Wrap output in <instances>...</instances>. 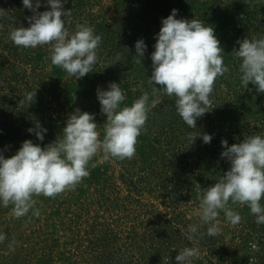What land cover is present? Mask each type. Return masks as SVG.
<instances>
[{"label":"rangeland","instance_id":"374dc122","mask_svg":"<svg viewBox=\"0 0 264 264\" xmlns=\"http://www.w3.org/2000/svg\"><path fill=\"white\" fill-rule=\"evenodd\" d=\"M50 7L41 0L37 11ZM63 7L71 10L70 33L76 31L77 24H88L102 37L95 66L79 80L51 63V44L24 48L10 39L12 28L29 27V17L35 13L24 7L22 0H0V9L6 11L0 17V153L5 158L13 156L25 140L41 147L55 142L77 109L95 114L102 140L107 117L101 112L97 89L107 90L110 82L120 84L125 94L121 107L131 106L144 92L149 94V104L157 97L159 102L149 107L131 158L104 160L103 151H98L89 161V175L75 186L55 197L33 196L39 216L30 209L17 218L11 203L0 207V233L6 237L0 242V264H145L156 249L166 262L161 264H177L178 252L193 246L199 249V256L192 258V264H250V260L264 264V224L256 223L247 204L230 202L241 221L233 225L221 211L217 217L220 231L214 236L207 235V225L196 214L203 195L200 190L219 182L229 169L219 173L215 167H202L204 176L193 183L200 173L192 168L194 177L188 174L177 182H165L164 187L157 183L160 175L184 172L172 162V154H184L190 132L203 142L202 134L212 135L215 127L217 132L220 127L228 134L229 146L250 135H264V93L255 85H242L241 61L234 54L238 40L264 36V0H67ZM173 9L178 10L177 18L188 20H202L213 9L219 10V15L229 10L234 13L229 22L217 20L224 27L221 34L216 33L221 47L231 43L230 39L234 41L233 49L224 51L236 66L217 78L224 84L214 102L216 107L209 109L223 126L204 124L203 115L196 128L180 120L171 135L165 131L178 116L177 111L170 113L176 97L159 91L153 96L154 86L148 77L155 37L162 19ZM140 39L147 50L137 62L135 43ZM29 92L35 93L31 100L27 99ZM37 125L47 129L43 141L35 135ZM29 128L34 131L30 133ZM162 133V139L156 138ZM171 138L173 142L168 144ZM216 144L224 149L220 142ZM166 159L171 160L169 167L163 166ZM186 183L190 197L181 198L187 190L178 196L171 194L185 190ZM190 225L198 228L194 241L188 239ZM159 229L165 230L162 240L154 238ZM252 243L257 244L256 249Z\"/></svg>","mask_w":264,"mask_h":264},{"label":"clouds","instance_id":"9594fccd","mask_svg":"<svg viewBox=\"0 0 264 264\" xmlns=\"http://www.w3.org/2000/svg\"><path fill=\"white\" fill-rule=\"evenodd\" d=\"M46 3L51 6L50 10L39 12L41 0H35V4L33 0H22L23 6L35 14L29 17V27L12 28L10 39L24 48L51 44V63L79 80L95 66L102 37L88 24H77L76 31L70 33L71 10L63 7L67 0H46ZM5 12L0 9V17ZM177 15L178 10L173 9L161 21L155 50L151 53L152 73L148 80L154 86L153 96L158 91L174 95L178 115L190 128H196L197 119L209 112L215 81L229 72V67L223 62L224 51L214 27L198 18L188 20L177 18ZM237 43L239 48L234 54L241 61L242 85L246 88L249 84L255 85L258 92L264 93V36L245 37ZM135 50L139 62L147 50L143 39L136 41ZM26 95L31 100L35 93ZM125 98L116 82H110L107 90L97 89L101 112L107 117L102 140L95 114L77 109L69 115L62 136L60 134L55 142L41 147L25 140L10 158L0 153V207L11 203L17 218L27 215L30 209L34 216H39L33 196L55 197L67 187L75 186L89 175V161L98 151H103L104 160L131 158L148 119V109L159 99L157 97L149 104V94L144 92L131 106L121 107ZM37 129L35 135L43 141L47 129L40 125ZM28 131L34 130L29 128ZM189 138L192 139L191 132ZM202 139L204 143H210L212 136L202 134ZM221 144L224 148L221 157L230 162V169L219 182L205 190H200L197 184L203 195L199 197L196 214L201 223L207 225L209 236L220 231L217 217L221 211L233 225L241 221L239 212L229 207L230 202L247 204L256 216V223L264 224V204L261 203L264 200V135H250L231 146L227 140H222ZM188 231V239L194 241L197 226L190 225ZM5 238V234L0 233V242ZM250 246L257 248L256 243ZM198 256L197 247H185L175 260L177 264H192V258ZM250 264L254 261L250 260Z\"/></svg>","mask_w":264,"mask_h":264},{"label":"trees","instance_id":"16d2710c","mask_svg":"<svg viewBox=\"0 0 264 264\" xmlns=\"http://www.w3.org/2000/svg\"><path fill=\"white\" fill-rule=\"evenodd\" d=\"M224 10L225 9H223V12H226ZM219 14H220L219 10L213 9V10H211V13L206 14L205 17L202 19V21H204L205 23L212 24V26L215 29V34L216 33L217 34H221L223 32V30H224L223 25L220 24V23H217V20L229 22L234 16L233 11H231V10L227 11V13H223L222 15H219ZM245 18L248 19L249 15H246ZM224 39H226V37H224ZM230 41H231V43H228L227 46H226V44L223 45L224 47L222 46L223 51L226 48L233 49L231 47L234 46V41L232 39H230ZM222 55H223L224 64H226L229 67V72H231L232 68H234L236 66L232 62L231 58L227 57L228 54H226L225 51H224V53H222ZM224 56H226V57H224ZM229 56H231V55H229ZM222 84H224V81H222V80H221V82L219 80L215 81L214 86H213V92L211 93V96H210L211 103H210V107H208V109H207L208 111H209L210 108L213 109L214 107H216V103H214V102L218 101L217 100L218 99V92L220 91ZM237 97H239V95H237ZM171 108H172V110H171L170 113H173V112L176 111L175 110V103H174V105ZM212 109H211V111H209V112L204 114L205 116H204V118H201V121L204 124L208 123L211 126H213L215 124V122H216V125L223 126V124H220L218 122V120L216 119V117L214 116ZM158 114L156 116H158ZM172 115H174V117H175L176 114H172ZM180 120L183 121V119L178 115L176 118H174L173 122H171V123L169 122L168 123V125L171 124L170 127L165 126V131L166 132L168 131V133H170V135H171V133L173 131V129H172L173 126H177L178 123H176V122H178ZM216 128L217 127H215V130L213 131L214 133L211 135L212 137H214V138H212V142L211 143L201 142L200 139L194 141L193 135L191 134L192 139H190L189 135H188V137L186 139V140H188L187 144L185 145V148L183 149L185 155L183 154L182 151H181L180 154H178V153H173L172 154V158H173L172 162L174 164H176V167H179V169L180 168L183 169L184 172L180 173V174L173 173L170 176H167V174H166L165 177H164V175H160L157 178V183L160 186L164 187L165 182L166 183L167 182H171V183L177 182L178 179L179 180L184 179L185 175L187 176L188 174H191V176L194 177L193 176L194 171L192 170V168L196 169L195 172L198 171L197 173H200V175L197 178L194 177V179H193L194 182L193 183H195V181H200V178H202L204 176V174L201 171L202 167H203V169H207V168H211V167L214 168L215 167L216 171L219 170V173H221L223 170L230 169V167H231L230 162L226 158H222L221 157V153H222V151H224V149H222L221 147L218 148V144H216L217 142L221 143L222 140L228 139V134L225 135L224 133H222V131L220 130V127H219V131L217 132ZM163 133L160 136L156 137V138H159V139L161 138L162 139ZM159 142H160L159 144L162 145V141L160 140ZM172 142H173L172 138L170 140H168V144L172 143ZM167 145H164V146H167ZM170 162H171L170 159H166L165 165L163 164V166L164 167H169L170 166L169 165ZM188 166L190 167L189 169H191L190 173L186 172V168H188ZM213 182L212 183L215 184L217 181H213ZM186 186L187 187H186L185 190L184 189H181V190L178 189V192H172L171 194L174 193L175 196H178V193L181 194V191L184 192V191L187 190L186 192H189V193L186 194V195L184 194V196L181 197V198H185L186 199V198L190 197L191 191L188 189L189 184L186 183ZM189 188H190V186H189ZM165 189L167 190V186L165 187ZM157 232H158V234H157L158 236L154 237V238L162 240L164 238L165 230L164 229H159V230H157ZM156 247L157 246L154 243V248H156ZM159 251H160V249L154 250V254H152L151 257L147 258L145 264H161L162 262L166 263L165 260L161 259V257L159 256Z\"/></svg>","mask_w":264,"mask_h":264}]
</instances>
